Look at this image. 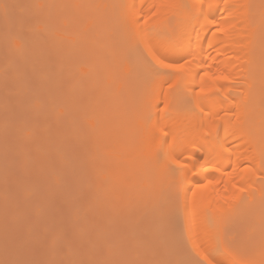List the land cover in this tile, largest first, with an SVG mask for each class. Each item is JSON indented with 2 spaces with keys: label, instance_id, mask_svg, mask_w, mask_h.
I'll return each instance as SVG.
<instances>
[{
  "label": "rangeland",
  "instance_id": "rangeland-1",
  "mask_svg": "<svg viewBox=\"0 0 264 264\" xmlns=\"http://www.w3.org/2000/svg\"><path fill=\"white\" fill-rule=\"evenodd\" d=\"M60 1L0 0V264H195L199 256L188 245L186 230L181 228L179 221L174 222L171 212V215L168 212L169 205L157 202L158 205L155 201L160 200L159 197L155 199L156 195L166 196H161V193L168 190L170 192L181 178L174 162L168 161L163 152L155 149V144L150 147L148 145L146 152L139 154L144 160L150 161L148 165L143 166L141 163L139 166V162L137 165L135 158L132 160L135 163L125 161L123 159L128 154L131 157L132 151L125 149L128 145L122 142L126 147L121 149L122 151L118 149L121 151L118 154L119 159L122 158L121 163L117 164L116 161L119 160L114 161V158L110 157L112 153L116 154L110 151L108 159L104 158L100 163L99 158L95 160L94 157L95 153L99 155L102 152L99 150L98 154L91 149L95 146L93 136L90 140L93 141V146L89 142L90 137L87 138L90 134L87 124L94 120L96 123V120L106 117H101V114H106L104 110L107 111L103 106H110L112 109L111 106L116 107L115 102L117 105L120 103V106L127 104V99L132 95L133 98L141 95L142 91L145 93L144 97L153 94L155 85L153 82L152 86L148 78V68L154 66L153 62L146 59L136 36L121 37L126 41H123L125 44L132 45L137 42L136 48L129 49L124 45H119L120 49L116 47L119 29L115 26L114 30L106 21L110 20L111 13L121 16V0H98L99 3L97 0H86L89 1L86 6L83 4L85 0H81L82 3L77 0ZM73 1L79 3L78 8L75 3L72 5ZM90 1L96 2L97 6ZM80 4L86 9L83 10ZM86 10L88 12L85 13ZM101 13H105L106 20L100 18L101 25L105 22L107 24H104V27L99 25V21L97 24L92 20ZM101 15L103 17V14ZM85 26H88L89 30ZM76 30L80 32L77 33ZM101 30H104L105 34L101 32L100 35ZM67 37L75 38L76 42L73 43L72 39L70 38V41ZM98 45L100 47H97ZM67 46H70L68 50L65 48ZM102 46L105 52L108 49L106 54L99 52ZM111 53L114 55L112 58ZM101 62L103 66L100 65ZM108 72L112 77L108 74L110 77L104 78ZM159 72L165 73L162 69ZM107 80L110 88L107 87ZM104 89L109 93L107 96L104 94V97H112L106 104L101 95L105 92ZM113 90H116V95L120 92L125 95L126 91L131 93H128L129 98L126 99L127 96L118 97L119 94L116 96L113 92L110 94ZM122 98L126 101L123 102ZM133 98L131 99L134 100ZM98 101H103L102 105L98 103L103 107L102 112L100 111L101 119L98 116L91 118L99 112L98 107L91 108L93 102ZM87 102L89 103L86 106ZM89 109H95L96 113L88 115V112H91ZM113 109L116 111L117 107ZM110 111L112 113V110ZM115 111L112 115L117 118L118 112ZM98 123L100 126L95 124L97 132L103 127L99 121ZM117 124L119 121L113 125ZM110 126L112 127V124ZM94 131L91 130V133ZM100 131L99 137L102 136ZM118 133L116 132L117 135ZM114 136L111 137L112 141L110 138L101 139L103 151L109 147L114 150ZM95 138L98 141L101 137L98 140ZM118 144L114 146L119 147ZM150 170L156 174H152ZM155 180L156 186L159 183L156 192L149 187V183ZM132 184L134 186H131ZM107 187H111V190L106 189ZM165 187L168 190H165ZM148 199H155L156 207L152 204L150 207V202L153 201ZM230 204L233 206V203ZM235 206L234 203V208L231 209H237L238 206ZM225 211L226 216L225 213L222 214L225 218L236 213L230 208ZM151 217L153 219H150ZM236 217L238 216L235 214L229 224L218 226L215 230L221 231L222 237L225 236L222 239L224 244L225 241L232 243L231 246L234 247L226 242L231 250L233 248V254H240L237 255L240 259L249 256L255 258L254 254L258 252L260 245H257V236L253 235L255 238L252 239L253 219L250 215L243 219ZM180 218L181 216L178 220L181 221ZM151 220L154 227L150 226L153 230L150 235V231L145 227ZM148 224L151 225V222ZM261 226L260 224L258 227Z\"/></svg>",
  "mask_w": 264,
  "mask_h": 264
},
{
  "label": "bare ground",
  "instance_id": "bare-ground-1",
  "mask_svg": "<svg viewBox=\"0 0 264 264\" xmlns=\"http://www.w3.org/2000/svg\"><path fill=\"white\" fill-rule=\"evenodd\" d=\"M77 1L82 3L83 0ZM91 1L90 3H92ZM88 2H83V4L86 6ZM121 2L123 8L120 9L119 14H121L122 19L120 15L116 16L111 13L110 20L106 22H109L114 30L116 29L115 26L119 29V35H117L118 45L116 47L124 45L129 47V49H133L132 47L136 48L137 42L132 44L134 46L129 45L131 44L129 42H127L129 44H125L126 41L121 37L133 35L138 38L139 45L147 57L146 59L151 60L154 65L148 68V78L152 82L151 85H155L153 88L155 91H152L153 94H148V97L143 96L145 94L143 91L141 95L138 94L134 98L132 95L130 99L133 98L134 100L127 99L129 98L128 93H131L130 91L124 92V94L126 93L125 95L119 91L120 94L117 93V95L119 94L118 97L127 96V104H121L120 106V103L117 105V102H115L116 111L113 109L116 108L115 106H111V108L113 107L112 109H110V106L108 108L103 106L106 107L107 111L104 110L106 114L102 115L103 107L99 105H102L104 100L105 104L110 102L112 98L111 96H109L110 100L106 98L108 92L106 91L107 88L104 89L106 93H101L103 97L104 94L106 95L104 98L102 97L103 101L93 102V105H95L91 107L92 109L98 107L97 111H101L100 113L97 112L99 115H91L92 112L96 111L95 109H89L91 110L90 114L88 112V115L92 116L91 118H96L97 116L100 118V114L101 117L106 115V117L100 118L103 122L96 120V124L94 120L87 124L89 128H94H88L90 133L88 134L91 136L88 135L87 138L93 136L94 139L89 138V142L93 143V141H90L93 139L95 143V146L91 143V146H93L91 149L97 151L98 154L101 151L106 155L104 156L100 153L101 156L99 157L100 154L97 155L95 153L96 157L94 159L98 160L99 158L100 163H102L101 161L104 158L108 159L107 157L112 152L114 154L116 152L115 155L112 153L110 157L114 158V161L119 160L116 161L117 164L121 163L120 160L122 158L119 159L120 156L118 154L124 150V147H126L124 145L127 144L128 147L125 149L129 148L130 152L132 151L131 157L128 154L127 158L125 157L123 160L131 162L135 158L136 164L139 162V166H141V163L144 166V164L148 165L150 161L144 160L139 154L146 152L148 145L150 147L151 144H155V149L163 152L168 161L174 162L173 164L176 165L175 168L180 172L181 178L173 186L174 188L170 189V192L168 190L169 187L167 186L168 189L165 187V190L168 191L163 192L164 194L161 193V196L165 194L166 196H155V199L159 197L161 201L154 200L156 203L169 205V214L171 212L174 222L177 221L178 223L179 221L181 228L186 230L187 242L192 250L197 255L198 253L210 255L218 264H264V0H121ZM74 3L73 1L72 5ZM75 4L77 7L79 3ZM82 5L80 4L81 7ZM91 6L93 7V5ZM82 8L84 10L85 7ZM91 14L92 11L89 15L91 16ZM101 14H103V17ZM101 14V16L94 15L96 17L92 18L93 22H100V18L105 21V13ZM103 20L101 19V21ZM87 23L90 22L87 21ZM92 25L94 24L91 23ZM99 25L104 27L101 22ZM83 26H81V29ZM95 28H98V26H95ZM103 31H99V34L101 35V32L103 34ZM79 32L77 31V33ZM71 36H74L73 32ZM107 37L109 38V36ZM70 38L68 39L70 40ZM73 39L72 42H76L75 38ZM99 40L101 41V39ZM77 43L79 42L77 41ZM99 45L97 47H100ZM68 47L70 46L65 48L68 50ZM73 47L71 48L73 49ZM118 48L120 49V47ZM103 50L104 52H102ZM106 50L108 51V49ZM99 52L106 54L103 46ZM112 55L111 53V58ZM146 59L144 61H148ZM100 65L103 66L102 62ZM124 69L128 70L125 67ZM160 69L165 73H160ZM108 74L110 75L108 72L104 78H107ZM108 85H110L109 81L107 87H109ZM103 88H101L102 92ZM132 89H135V87H132ZM115 91H111L110 94L113 92L114 95ZM123 98L121 100L123 102L126 101ZM135 98H137L138 104H136L137 100ZM89 102H87L86 106ZM110 110H112V113ZM113 111L118 112V120L116 115H112L115 114ZM107 115H112V117ZM114 119L117 121H114ZM146 119H148V122ZM98 121L102 122L101 125L104 128L106 127V129L101 126L102 129L100 131ZM118 121L120 125L117 124L115 127L113 124L115 122L118 123ZM89 122L88 120L87 123ZM106 122L109 126H107ZM95 124H99L98 132L100 131L101 138L96 131L97 129L95 130ZM111 124L112 127L110 126ZM107 127L109 128L107 129ZM91 130H95L96 134L92 132V135ZM103 132L108 135H104ZM116 132H119L118 135ZM109 133H113L112 136L116 134L113 137L115 143H113L112 147L114 150L109 149V147L107 149L104 148L103 151L101 141L104 139L108 140V138L112 141V136ZM122 135L124 136L121 138ZM94 136L97 137V140L100 139L96 141ZM103 136L104 138H102ZM122 142L125 144L123 145ZM96 143L100 144V147ZM115 144L120 146L115 147ZM94 147L97 149H94ZM116 149L122 150H118V152ZM102 157L103 159L101 160ZM134 163L132 164L134 165ZM150 172L152 171L150 170ZM146 173L147 170L145 175ZM153 173L156 174L158 172L156 170V173L155 171ZM148 174L151 176L149 172ZM155 176L157 177V175ZM144 177L146 178V176ZM149 180L152 181L151 178ZM156 180L149 183V187L155 192L158 191L159 185L158 181L156 186ZM142 181L140 185H142ZM131 186L134 185L132 184ZM136 187H134L135 190ZM106 189L111 190V187ZM138 189L136 191L141 188ZM108 192L111 193V191ZM141 193L143 194L144 192L141 191ZM151 199H148V201H153L150 202V207L151 204L156 207L158 203L155 204L154 200ZM229 203H233V206L232 204L229 205ZM234 203L238 206V210L231 209V207L234 208ZM150 207L148 206V208ZM225 207H229L230 210L236 212V216L242 219L247 218L249 215L253 219L252 239L257 236L256 239L258 241L256 242L257 245H260L258 246L260 249L256 248L258 252L254 254L255 258H250L249 256V258L240 259L238 257L240 254H236V252L233 254V248L231 250L227 246L229 242L225 241L226 245L223 243L222 239L225 237L221 236L223 233L220 234L221 231L215 230L220 226H226V223L230 222V219L235 216V214H232V216L229 215L230 217H228L227 215L228 218H225L227 213L225 210H229V208L226 209ZM224 213L225 216L222 215ZM179 216H181V221L178 220ZM150 219L153 218L151 217ZM152 221H149L151 225L147 222L145 227L150 231V235L151 231L153 232L150 226L154 227ZM260 224L262 226L259 228ZM260 231L263 232L261 233ZM253 235H255L254 238Z\"/></svg>",
  "mask_w": 264,
  "mask_h": 264
},
{
  "label": "snow or ice",
  "instance_id": "snow-or-ice-1",
  "mask_svg": "<svg viewBox=\"0 0 264 264\" xmlns=\"http://www.w3.org/2000/svg\"><path fill=\"white\" fill-rule=\"evenodd\" d=\"M198 256L199 259L195 262V264H218V262L210 255H202L198 253Z\"/></svg>",
  "mask_w": 264,
  "mask_h": 264
}]
</instances>
